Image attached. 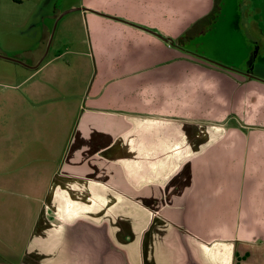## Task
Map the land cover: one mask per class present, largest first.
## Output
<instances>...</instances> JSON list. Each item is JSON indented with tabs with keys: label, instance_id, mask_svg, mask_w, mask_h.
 I'll list each match as a JSON object with an SVG mask.
<instances>
[{
	"label": "crops",
	"instance_id": "crops-1",
	"mask_svg": "<svg viewBox=\"0 0 264 264\" xmlns=\"http://www.w3.org/2000/svg\"><path fill=\"white\" fill-rule=\"evenodd\" d=\"M139 55L137 60L156 58L152 53ZM152 67L157 66L148 69ZM180 68H164L158 77L137 76L144 84H137L132 103L123 86L117 84L122 82L130 88L126 91L133 90L123 80L125 75L102 71V77L119 78L113 81L118 86L89 91L84 101L83 93L79 102L86 106L80 111L75 106L73 117H77L73 128H66L69 133L64 148L60 145L63 129L53 133L52 144L43 151L27 148L29 140L39 139L37 134L32 133L26 145L18 134L4 139L6 147L11 142L21 145L5 149V153L0 149V174H22L5 177V182L44 190L36 199L41 202V211L25 239L22 254L17 262H8L3 256L4 264H78L79 245L87 250L94 242L97 220L102 222L97 235L104 238L106 248L110 247L109 228L104 225V221L109 225V216L104 215L117 199H124L122 204L155 208L156 214H150L145 228L150 234V251L156 252L149 264H264V127L244 124L234 116L235 89L203 95L199 98L201 110L191 107L189 100L172 102L173 88H168L166 77L184 76L189 70ZM33 88L36 94L42 92L39 86ZM193 91L204 93L196 86ZM224 92L230 109L221 117L219 93ZM127 102L132 111L127 110ZM28 105L22 107L29 113L22 123L25 132L27 122L34 125L37 120L34 105ZM207 108L209 118L203 116ZM17 111L11 108L10 113L14 116ZM127 118L133 121L128 130ZM139 118L143 119L137 133L134 125ZM9 120L13 128L22 127L16 117ZM138 137L148 141V147L140 153ZM50 203L62 208V227H69L65 231L53 226V230L46 229L51 227L44 208ZM170 205L182 210L170 212ZM67 206L68 213H64ZM159 213L165 217L156 218ZM10 227L8 232L14 236L15 227ZM82 232L86 233V242L79 244ZM190 237L200 241L198 247ZM189 252L196 257L191 258Z\"/></svg>",
	"mask_w": 264,
	"mask_h": 264
},
{
	"label": "rangeland",
	"instance_id": "rangeland-1",
	"mask_svg": "<svg viewBox=\"0 0 264 264\" xmlns=\"http://www.w3.org/2000/svg\"><path fill=\"white\" fill-rule=\"evenodd\" d=\"M244 1L247 4L242 9H252L254 19L264 30V0H220L219 17L211 24L204 23L201 17L211 9L212 0H0V149L5 153V149L20 147L21 144L15 146L14 142L6 147L4 139L10 135H21L26 145L33 133L40 140H29L27 148L43 151L52 144L53 133H61L62 129L64 136L60 145L64 148V138L69 133L66 128L70 131L77 117H73L75 106L78 111L86 106L79 102L83 93L84 101L89 91L120 84L132 103L137 96V84H144L143 78L137 76L158 77V72L162 73L164 68H189L184 76L166 77L168 88H173L172 102L189 100L191 107L201 110L199 98L203 95L235 89L238 93L232 98L234 116L244 124L264 127V85H261L264 75L250 70L249 75L254 79L247 80L239 73L249 67L242 55L246 54V36L239 25L234 26V22L240 20L237 10L240 11ZM254 9L261 13L255 14ZM230 22L233 29H228ZM183 35L189 38L182 39ZM150 53L156 54V58L137 60L141 58L139 54ZM150 65L157 67L149 70ZM102 71L122 73L123 80L133 90L126 91L130 89L128 86L113 82L119 78L100 76ZM30 72L34 74L27 80ZM34 86H39L42 92L34 93ZM195 86L204 93H194ZM219 94L223 117L228 114L230 105L226 93ZM29 103L34 105L32 110L37 120L34 125L27 122L25 132L22 123L29 113L22 107ZM126 106L127 110H133L128 102ZM11 108L20 111L13 116ZM203 116L209 118L208 108ZM9 117H16L17 125L22 127L13 128ZM140 119L143 118L137 119L134 125L137 133ZM132 122L131 118L126 119V130L133 126ZM147 147L148 141L138 137L137 153ZM21 175L18 172L0 174L3 177L0 178V263L3 264V256H7L8 262H17L41 209V202L36 199L42 197L43 189L5 182ZM117 200L104 215V218L109 216V225L104 221L110 233L109 249L103 243L104 238L97 235L100 234L97 226L102 223L97 220L94 242H90L87 250L79 245L82 248L78 251V264H149L155 260L156 252L150 251V234L145 229L150 214H156L155 208L122 204L124 199ZM68 208L64 213H68ZM180 210L179 206H169L170 212ZM61 212L58 205H45L44 213L51 227L46 229L53 230V226L65 231L69 228L62 227L65 221L59 218ZM163 217V214L156 216ZM11 225L16 230L14 236L8 232ZM81 234L79 244H84L86 233ZM191 239L198 247L200 241ZM12 242L14 245L10 246ZM192 255L197 254L190 253L194 258ZM160 256L164 260L162 253Z\"/></svg>",
	"mask_w": 264,
	"mask_h": 264
},
{
	"label": "flooded vegetation",
	"instance_id": "flooded-vegetation-1",
	"mask_svg": "<svg viewBox=\"0 0 264 264\" xmlns=\"http://www.w3.org/2000/svg\"><path fill=\"white\" fill-rule=\"evenodd\" d=\"M220 0H212L211 9L204 14L201 19L202 21L208 22L209 24L215 22V20L219 17V12L221 11V8L219 6ZM247 4V1H244L240 4V11L237 10V17L240 15V20L234 22V26L239 25V30L244 33L246 36V54L243 55V58L245 56V61H248L249 67L244 69L245 71H240L239 73L242 75H247L251 78L253 76L249 75L251 74L250 70L253 71V73L258 72L259 74L264 75V30L260 28L259 22L255 20L252 12V9H242ZM255 10V9H254ZM255 14H260V10H255ZM246 18H250L251 20H247ZM209 19V21H208ZM231 22L228 25V29H233ZM189 38V35H183V38ZM180 39V38H179ZM181 39V40H182ZM185 40H183L182 45L184 47ZM181 45V46H182ZM249 47H248V46ZM182 47V48H183ZM180 48V47H179ZM256 60V61H255Z\"/></svg>",
	"mask_w": 264,
	"mask_h": 264
}]
</instances>
